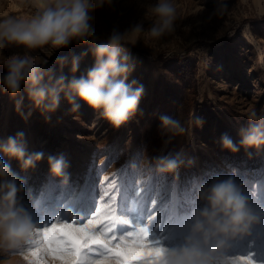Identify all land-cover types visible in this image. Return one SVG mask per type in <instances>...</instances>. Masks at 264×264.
Masks as SVG:
<instances>
[{"label":"rangeland","instance_id":"374dc122","mask_svg":"<svg viewBox=\"0 0 264 264\" xmlns=\"http://www.w3.org/2000/svg\"><path fill=\"white\" fill-rule=\"evenodd\" d=\"M156 0H114L113 6L94 10L92 27L101 40L118 26L121 30L142 21L151 26L149 6ZM177 20L175 31L159 41L143 33L138 43L123 45L130 52L134 71L129 80L144 86V94L135 116L118 129L87 104L77 100L78 110L63 98L55 111L41 113L26 93L17 108L0 84V142L17 133L24 134L29 153H43L35 166L22 170L17 161L4 157L23 183V195L39 199L41 188L50 181L48 157L63 154L69 163V181H77L94 165L97 191L102 194L108 184L127 166L133 181L151 178L157 187L146 201L154 211L147 223L155 218L154 238L167 248L183 241L188 213L196 205L198 184L216 174H232L242 182V194L259 216L250 233L229 241V246L211 264H232L249 252L264 261V146L259 149L239 147L232 152L221 144L227 134L239 146V130L249 124L247 113L255 109L264 115V0H173ZM35 8L29 0H0V19L6 16L30 18ZM89 43L67 48L31 50V55L46 61L45 67L54 76L67 78L83 75L92 66ZM133 49H132V48ZM88 52L87 55H82ZM24 54L19 47H7L3 55ZM73 56H80L79 69L69 71ZM177 58H183L182 63ZM3 57H0L2 60ZM6 69L0 63V77ZM168 115L178 120L185 132L163 134L159 117ZM47 117V118H46ZM179 153L183 164L177 170L184 193L183 210L169 206L168 185L176 173L156 171L159 157ZM85 155V160L81 156ZM231 166V167H228ZM233 170L234 173H233ZM105 177H108L107 181ZM52 187H55L53 184ZM28 190H31V194ZM57 215L63 210L54 207ZM71 215L70 211L65 212ZM42 226V224H41ZM29 259H25V257ZM53 264L51 257H45ZM28 245L9 252H0V264H31ZM56 264H60L59 261Z\"/></svg>","mask_w":264,"mask_h":264},{"label":"clouds","instance_id":"9594fccd","mask_svg":"<svg viewBox=\"0 0 264 264\" xmlns=\"http://www.w3.org/2000/svg\"><path fill=\"white\" fill-rule=\"evenodd\" d=\"M35 8L30 18L6 16L0 19V63L6 69L0 77L3 90L16 98L17 108L23 103L22 89L35 108L41 113L55 111L61 94L78 110L77 100L84 102L100 118L118 129L128 122L139 108L144 86L129 80L135 63L123 45L135 46L141 35L153 41L175 31L177 20L173 0H156L149 6L154 19L145 29L142 21L121 30L114 26L103 40L92 27L91 13L94 10L112 7L114 0H29ZM75 44L89 43L93 63L80 76L67 78L54 76L45 67L46 61L32 56L31 50L67 48ZM7 47H19L24 54L3 55ZM88 52L82 55H87ZM80 56H73L69 71L79 69ZM249 124L239 130V146L227 135L221 137L222 147L236 152L239 147L259 149L264 146V115L255 109L247 113ZM47 118V117H46ZM159 128L163 134L180 135L185 132L180 122L168 115L159 117ZM16 160L22 170L32 168L43 158V153H29L24 134L17 133L0 142V252H9L27 245L36 231L29 212L22 206L20 195L23 183L11 164L5 160ZM49 174L61 185L69 181V163L63 154L48 157ZM183 164L177 153L157 158L156 171L160 174H175ZM243 184L234 175L216 174L201 181L194 199L196 205L188 213L186 234L182 243L168 247L159 264H211L214 257L223 253L229 241L250 233L259 216L249 206L242 194Z\"/></svg>","mask_w":264,"mask_h":264},{"label":"snow or ice","instance_id":"6c2138e0","mask_svg":"<svg viewBox=\"0 0 264 264\" xmlns=\"http://www.w3.org/2000/svg\"><path fill=\"white\" fill-rule=\"evenodd\" d=\"M117 176L101 194L93 165L75 182L61 185L50 181L41 188L38 200L20 195L22 206L37 226L27 244L31 264H48L45 257H51L53 264H159L167 247L154 238L158 233L155 218L152 224L146 222L154 211L146 201L157 181L141 178L134 182L127 166ZM187 190L177 172L169 181L167 196L174 211L183 210ZM54 206L63 209L59 215ZM253 256L252 252L240 255L232 264H264Z\"/></svg>","mask_w":264,"mask_h":264},{"label":"bare ground","instance_id":"6f19581e","mask_svg":"<svg viewBox=\"0 0 264 264\" xmlns=\"http://www.w3.org/2000/svg\"><path fill=\"white\" fill-rule=\"evenodd\" d=\"M81 160L83 161V160H85V155H82L81 156ZM75 178H83V175H82V172L80 171L79 173H78V176L77 177H75ZM55 207V206H54Z\"/></svg>","mask_w":264,"mask_h":264},{"label":"trees","instance_id":"16d2710c","mask_svg":"<svg viewBox=\"0 0 264 264\" xmlns=\"http://www.w3.org/2000/svg\"><path fill=\"white\" fill-rule=\"evenodd\" d=\"M132 48V47H131ZM133 49V48H132ZM178 60V62L180 61L181 63L184 61V60H182L183 58H177Z\"/></svg>","mask_w":264,"mask_h":264}]
</instances>
